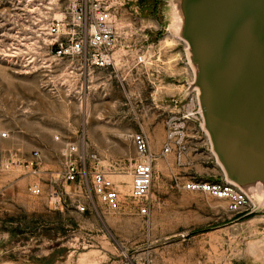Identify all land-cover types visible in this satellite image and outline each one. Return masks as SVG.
Segmentation results:
<instances>
[{"label":"rangeland","instance_id":"obj_1","mask_svg":"<svg viewBox=\"0 0 264 264\" xmlns=\"http://www.w3.org/2000/svg\"><path fill=\"white\" fill-rule=\"evenodd\" d=\"M70 2L0 0V151L3 157L16 152L23 161L7 170L0 165V264H264L257 250L264 211L239 217L223 199L182 187L185 180L223 176L198 125L189 122L179 157L174 150L159 154L166 119L186 86L179 79L191 75L184 42L167 28V1L108 0L119 29V67L83 76L81 61L67 67L62 59L50 71L30 70L25 44L41 64L48 48L38 28L61 17ZM14 48L16 57L4 55ZM139 53L145 63L135 62ZM66 73L72 74L70 99L60 86ZM82 79L87 88L80 100ZM140 131L157 153L149 192L140 199L149 204L146 215L129 194L137 156L132 134ZM68 142L84 155V175L62 183L56 177ZM34 149L36 172L24 165ZM94 168L119 189L117 209H107L94 194ZM33 181L44 189L61 187L62 205L29 193Z\"/></svg>","mask_w":264,"mask_h":264},{"label":"water","instance_id":"obj_2","mask_svg":"<svg viewBox=\"0 0 264 264\" xmlns=\"http://www.w3.org/2000/svg\"><path fill=\"white\" fill-rule=\"evenodd\" d=\"M169 31L184 44L208 148L223 178L264 211V0H166ZM257 250L264 257V236ZM261 255V256H262Z\"/></svg>","mask_w":264,"mask_h":264},{"label":"built area","instance_id":"obj_3","mask_svg":"<svg viewBox=\"0 0 264 264\" xmlns=\"http://www.w3.org/2000/svg\"><path fill=\"white\" fill-rule=\"evenodd\" d=\"M38 29L39 35H43V43L48 48V52L41 60L42 63L37 65L34 56L36 51H31L28 47L29 44H25L27 53L25 58L30 70L50 71L52 64H57L62 59L67 60V67H71L75 60L81 61L83 67L81 74L83 76L88 73H104L120 66L121 60L115 53L119 29L108 0H71L61 17H52L47 24ZM16 53L14 48L13 51H5L4 55L16 57ZM135 62L138 64L145 63V53L137 54ZM121 64L124 65L125 61H122ZM70 77L72 74L66 73L60 83V86L65 89L64 97L68 99L73 95L68 84ZM78 85L80 100H82L85 97L87 83L82 79ZM53 90L56 89L53 88ZM178 103L181 104H179L177 111L169 114L166 119V135L159 152L160 155L171 150H174L178 157L183 153L187 147L186 137L189 135L187 132L189 122H195L201 130V118L195 98L192 96L189 100L178 101ZM6 134L5 131L1 133L2 136ZM132 142L137 151V156L132 159L129 168L131 175L129 194L133 199L139 200L136 205L137 212L146 215L149 212V204L140 199H146L149 192L153 179V162L157 158V153L151 151L148 137L143 131L132 134ZM64 154L65 166L56 179L62 183L81 179L84 175V155H78L77 146L70 142L66 144ZM37 155L38 151L34 149L32 151L33 157L24 163L32 172L39 170L37 169L38 163L34 160ZM93 157L95 156L93 155ZM22 162L16 152H11L9 156L3 157L0 151L1 169H11L20 166ZM61 185L63 186V184ZM91 187L94 194L107 209L114 210L119 207V189L105 171L94 168L91 173ZM182 187L188 190L202 191L210 196L223 199L226 210L231 213H243L252 206V202L246 193L234 183L225 180L223 176L219 179L185 180ZM27 189L29 193L34 195L44 194L52 207L62 205L63 191L58 185H50L44 189L39 182L33 181L28 184ZM80 209L83 210L84 207L81 206Z\"/></svg>","mask_w":264,"mask_h":264},{"label":"crops","instance_id":"obj_4","mask_svg":"<svg viewBox=\"0 0 264 264\" xmlns=\"http://www.w3.org/2000/svg\"><path fill=\"white\" fill-rule=\"evenodd\" d=\"M182 91H183V89H180L179 91H178V96L182 93ZM177 96V97H178Z\"/></svg>","mask_w":264,"mask_h":264},{"label":"trees","instance_id":"obj_5","mask_svg":"<svg viewBox=\"0 0 264 264\" xmlns=\"http://www.w3.org/2000/svg\"><path fill=\"white\" fill-rule=\"evenodd\" d=\"M238 214H241V213H238Z\"/></svg>","mask_w":264,"mask_h":264}]
</instances>
